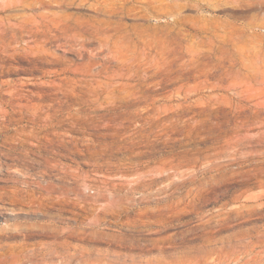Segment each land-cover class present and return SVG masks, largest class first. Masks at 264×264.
Returning a JSON list of instances; mask_svg holds the SVG:
<instances>
[{
  "label": "rangeland",
  "instance_id": "rangeland-1",
  "mask_svg": "<svg viewBox=\"0 0 264 264\" xmlns=\"http://www.w3.org/2000/svg\"><path fill=\"white\" fill-rule=\"evenodd\" d=\"M95 1L47 11L118 22L103 26L108 46L90 33L86 49L53 36L38 49L0 27V91L45 92L41 103L60 123L53 143L16 140L30 130L26 113L11 114L2 132L15 142H0V264L147 261L238 237L264 264V138L245 126L261 111L264 80L228 74L240 53L264 56V4L192 0L198 6L169 15L128 0L137 8L124 14L109 0L117 9L106 16ZM7 2L0 25L35 12L4 11ZM14 151L29 161L12 163ZM42 157L67 174L43 173ZM223 210L227 220L203 228Z\"/></svg>",
  "mask_w": 264,
  "mask_h": 264
},
{
  "label": "bare ground",
  "instance_id": "bare-ground-1",
  "mask_svg": "<svg viewBox=\"0 0 264 264\" xmlns=\"http://www.w3.org/2000/svg\"><path fill=\"white\" fill-rule=\"evenodd\" d=\"M90 1L91 0H9V2H7L8 5L4 11H28V10L34 11L35 10V12L29 15H24V14L9 15L6 18L8 22L0 25V27L1 30L2 28L14 29L12 31L13 35H17L19 33L21 36H23L24 34H26L29 37V41L31 42L30 44H28V46L38 49H44L46 42L49 40V36H53L54 39L63 46H68L69 48H73L76 45H78L80 48L86 49L85 47L88 40L90 39L89 37L90 33H92V36H95V38L99 41L101 46L102 45L108 46L111 44L109 42L111 35L109 36V33L103 29V26L107 25L111 27L112 25H118L119 24L118 22L111 21L109 19L108 20L96 19L93 22H91L85 18L75 17L71 14L47 11L50 8L63 9V8H68L69 6L72 5L81 7L89 3ZM108 1L109 0H96L94 4H91L92 7L95 8L94 13L111 16L113 11H115L117 8L114 7L115 5H113ZM115 1L116 0H114L113 3H115ZM126 1L128 2V0H121L122 6L120 7V9L123 11L124 14L129 13L132 10H136L137 7L133 5L132 6L127 5ZM138 2H141L145 5V7H143L145 11L151 10L159 13H166L169 15L179 14L182 10L191 6H198L197 4H193L192 0H138ZM247 4L263 5L264 0H248ZM12 20L15 22L12 23ZM122 58H120V60ZM234 62L235 65L237 66V69L235 72L229 71L228 74H233L232 76L240 77L246 83L251 82L252 79H255V81L258 82L260 76H262V79L264 80L263 55L261 57V55L258 53H255L253 55L240 53L238 57H236ZM104 69L105 67L103 65H100V69L96 71L94 75L95 76L101 75L104 72ZM15 88L16 87H11L7 91H0V142L2 143L8 141L12 142L14 140V138L8 135H4L3 138L1 137L2 132L8 129V125H10L12 121L10 115L11 114H14V116L17 115L18 117L16 120H23L24 113H26L29 116L28 120L31 124L30 130L29 131H25L24 129H22L21 131L17 130L18 137L16 140H19L21 144L24 143L26 144V139L34 140L37 143H40L41 140H45L49 143H53L54 138L58 134L57 130L58 127L60 126V123L54 122L53 114L50 112L48 108L45 107L43 103H41V101L45 99L46 96L45 92L16 91L17 89L15 90ZM52 92L53 94L62 93L66 96L68 92H73V91H52ZM92 92L94 95L98 94V91H92ZM113 95H114L113 98H115V91H113ZM87 109L92 110V106L88 104ZM258 109H260L261 111L260 112L256 111L254 113L256 115V118H253V120L246 121L245 126L247 128V132L252 130H258L257 132L259 133V136L264 138V101L262 103H259ZM75 112L77 116L81 114L79 110H76ZM68 115L69 117L67 118L71 119V114L68 113ZM87 115L88 114L86 112L85 116ZM81 117L82 115L79 116V118ZM39 121L42 122V127L36 128V125ZM113 135H115V133H113ZM238 142L239 140H237L236 137L231 138L228 141L229 144H235V145ZM39 147L40 146H38V148ZM45 147L47 146H43L44 150ZM2 152L3 151L0 150L1 156H2ZM11 155L12 158L10 157L9 159L10 160L12 159L11 160L12 163L17 162L25 165L26 161L29 159L20 156L18 153H16V151L11 153ZM50 160L47 161L46 158L42 157L41 160L38 161L34 160V163L38 165V167L40 166V168H42L43 173L57 172L60 175L67 174L66 173L67 171L65 172L64 168L63 167L61 168L57 162L55 163L53 160L52 161ZM169 207L171 206L169 205ZM170 210H172V208ZM230 212H231L230 210H223V212H217L212 217L204 221L203 228L211 225L212 223L218 224L220 223V221L227 220V217L230 216ZM160 213H161V209H160ZM164 238L153 240L152 241L153 245L154 244L157 245L158 242H161V244H163ZM241 238L242 237H238V239L235 240H227L226 242H220L219 243L220 246H217L218 245L217 243H216L217 245L208 246L207 244V246H200L193 251L194 253L186 252V253H182V255L180 256H175L172 258L161 256L153 260L144 261L132 255L118 254L115 257V259L120 261V264H260L259 260L256 257H250V253L248 252L247 245L242 244L244 240H242ZM119 240L124 241L126 240V238L124 236H121ZM127 241L130 242L131 240L128 239ZM237 243L239 244V246H236ZM159 252H162V250H160ZM10 264H16V261L14 260L10 262Z\"/></svg>",
  "mask_w": 264,
  "mask_h": 264
}]
</instances>
